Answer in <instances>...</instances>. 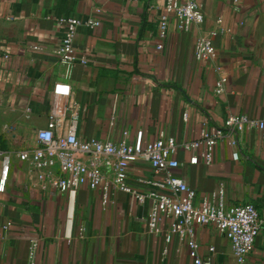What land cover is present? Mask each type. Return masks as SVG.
<instances>
[{"label":"crops","instance_id":"0c3cea01","mask_svg":"<svg viewBox=\"0 0 264 264\" xmlns=\"http://www.w3.org/2000/svg\"><path fill=\"white\" fill-rule=\"evenodd\" d=\"M197 1L204 24L185 31L172 16L162 41L167 0H0V139L3 153L13 156L0 193V223H11L0 240V264H195L186 237L167 244V222L162 235L148 233L151 201L137 204L111 179L106 196L80 189L69 226L67 196L19 156L39 148L37 132L52 115L63 121L59 135L76 121L82 140L133 144L142 132L145 145L161 133L179 143L196 140L230 115L264 120V0ZM71 18L102 25L78 29L77 55L87 63L68 71L55 52L60 21ZM202 34L217 50L207 64L195 56ZM221 79L227 83L217 94ZM240 148L235 161L224 139L212 165H192L181 150L174 174L199 199L224 191L228 206L253 203L264 217V131L242 135ZM1 167L0 157V174ZM58 175L54 169L52 177ZM160 180L146 161L131 168L129 184L141 193L155 191L147 182ZM194 231L203 257L214 248L215 264H236L230 241L214 227ZM248 264H264V232Z\"/></svg>","mask_w":264,"mask_h":264},{"label":"built area","instance_id":"2783aa9c","mask_svg":"<svg viewBox=\"0 0 264 264\" xmlns=\"http://www.w3.org/2000/svg\"><path fill=\"white\" fill-rule=\"evenodd\" d=\"M126 1L134 3L142 0ZM165 10L159 29L162 41L169 34L172 16L180 21V29L185 31L190 26L201 27L205 22V14L197 0H167ZM60 25L63 34L55 53L60 64L70 71L77 63H87L77 55L75 42L78 29L87 27L95 30L102 22L98 19L71 18L61 20ZM159 49H163V44ZM216 55L212 38L202 34L195 47L197 61L207 64ZM226 83V79L218 82L217 94L224 92ZM62 128L63 121L56 116H50L47 127L37 132L39 148L25 151L19 158L39 171L43 182L52 184L60 194L67 196L69 226L73 221L80 189L88 186L92 191H102L106 196L107 182L111 179L118 190L131 195L137 204L142 206L148 200L151 201L148 233L162 235L163 225L167 222V244L172 243L175 235L186 237L189 255L195 264H215L216 254L215 249L211 248L207 257L202 256L201 245L194 231L197 226L214 227L230 241L236 264H248V257L255 252L257 240L264 232V217L259 208L253 203L230 207L226 203L224 191L199 199L197 192L174 172L180 168L177 155L181 150L192 155V165H197L200 161L212 165L215 151L224 139L229 141L234 150L233 159L239 161L242 135L255 129L264 131V120L230 115L221 127L216 130H203L196 140L179 143L166 133H161L158 139L148 145L144 144L142 132L138 134L136 142L130 144L127 141L82 140L77 133L76 121L70 125L66 134L59 135ZM0 157V193H5L13 156L0 152ZM83 157L89 159L85 160ZM140 161L148 162L154 174L162 177L160 181L147 182L155 188V191L147 194L129 184L131 168ZM57 168L60 175L52 177V171ZM10 230V222L0 223V240H4ZM36 247L35 243L34 248Z\"/></svg>","mask_w":264,"mask_h":264},{"label":"rangeland","instance_id":"374dc122","mask_svg":"<svg viewBox=\"0 0 264 264\" xmlns=\"http://www.w3.org/2000/svg\"><path fill=\"white\" fill-rule=\"evenodd\" d=\"M1 127V126H0ZM1 130V129H0ZM6 142H4L2 139H0V152H4L6 149Z\"/></svg>","mask_w":264,"mask_h":264}]
</instances>
